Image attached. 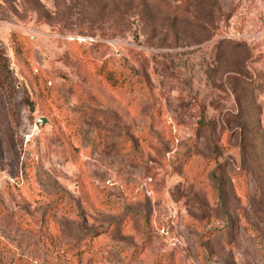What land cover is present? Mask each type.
Here are the masks:
<instances>
[{"label": "rangeland", "instance_id": "rangeland-1", "mask_svg": "<svg viewBox=\"0 0 264 264\" xmlns=\"http://www.w3.org/2000/svg\"><path fill=\"white\" fill-rule=\"evenodd\" d=\"M0 264H264V0H0Z\"/></svg>", "mask_w": 264, "mask_h": 264}, {"label": "water", "instance_id": "water-1", "mask_svg": "<svg viewBox=\"0 0 264 264\" xmlns=\"http://www.w3.org/2000/svg\"><path fill=\"white\" fill-rule=\"evenodd\" d=\"M46 122H47V119H46L45 117H41V118H39V120L37 121V124H38V125H39V124L44 125Z\"/></svg>", "mask_w": 264, "mask_h": 264}, {"label": "trees", "instance_id": "trees-1", "mask_svg": "<svg viewBox=\"0 0 264 264\" xmlns=\"http://www.w3.org/2000/svg\"><path fill=\"white\" fill-rule=\"evenodd\" d=\"M7 64H8V62H7ZM7 68H8V71L10 72V68L8 65H7ZM109 79H110V81H113V77L111 75H109Z\"/></svg>", "mask_w": 264, "mask_h": 264}]
</instances>
